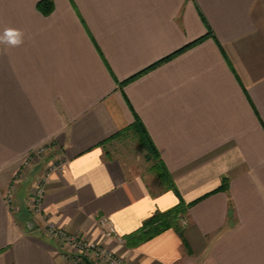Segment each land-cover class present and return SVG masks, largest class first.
Wrapping results in <instances>:
<instances>
[{
	"label": "crops",
	"instance_id": "crops-1",
	"mask_svg": "<svg viewBox=\"0 0 264 264\" xmlns=\"http://www.w3.org/2000/svg\"><path fill=\"white\" fill-rule=\"evenodd\" d=\"M40 1L0 0V34L24 33L0 43V264H79L28 209L33 179L59 161L42 210L70 233L98 238L107 216L128 237L187 206L182 231L110 241L131 264H264L251 178L264 184V0ZM137 116L176 189L121 148Z\"/></svg>",
	"mask_w": 264,
	"mask_h": 264
},
{
	"label": "built area",
	"instance_id": "built-area-1",
	"mask_svg": "<svg viewBox=\"0 0 264 264\" xmlns=\"http://www.w3.org/2000/svg\"><path fill=\"white\" fill-rule=\"evenodd\" d=\"M49 148L50 144H46L30 152L22 158L23 165H28L34 161L38 155L47 152ZM63 166V162H55L54 165L49 167L48 172L53 169L63 168ZM48 172L43 179H40V184L38 185L40 187H38L33 196L34 200H30V205L33 206L32 208L35 213L43 218L41 229L47 235L59 241L66 251V256H69L79 264H87L79 255L88 257L96 264H131L129 259L125 255L120 254L110 243V241H114L117 245L122 246L126 244V238L118 232L115 224L109 217L100 216L97 218L96 223L101 231L100 237L88 239L80 234L68 232L53 221L48 214L43 212L42 200ZM7 201L11 205L14 203L13 190L9 191ZM181 225L184 227L188 225V219L186 217L181 218Z\"/></svg>",
	"mask_w": 264,
	"mask_h": 264
},
{
	"label": "trees",
	"instance_id": "trees-1",
	"mask_svg": "<svg viewBox=\"0 0 264 264\" xmlns=\"http://www.w3.org/2000/svg\"><path fill=\"white\" fill-rule=\"evenodd\" d=\"M38 7L44 13H49L53 9V3L49 0H41L38 3ZM132 130L136 131L142 143L148 148L150 152V156L159 159L158 165L164 170V180L168 184L169 187L176 189L173 180L171 179L170 173L167 171L165 164L160 159L159 152L156 148L154 141L152 140L151 136L149 135L147 129L145 128L144 124L137 116L135 123L131 126ZM186 205L181 202L180 205L166 211V212H159L149 218L144 225L135 233L129 235L126 238V244L129 246H135L151 238L155 237L156 235L162 233L163 231L169 228H175L179 231H182L183 226L181 225V218L186 217L185 210Z\"/></svg>",
	"mask_w": 264,
	"mask_h": 264
},
{
	"label": "rangeland",
	"instance_id": "rangeland-1",
	"mask_svg": "<svg viewBox=\"0 0 264 264\" xmlns=\"http://www.w3.org/2000/svg\"><path fill=\"white\" fill-rule=\"evenodd\" d=\"M128 136L124 137L121 141V148L125 149L126 152H128L129 155L133 156L137 159V161L140 162L142 165L143 172H145L154 183L159 184V181L164 180V170L158 165V158H154L153 156H150V152L148 148L142 143L139 134L136 131L128 132ZM123 134L119 137H122ZM52 149V147L50 148ZM49 150L45 153H42L38 155L34 161L29 163L28 165L24 166L21 161V169L18 174V178H24L26 177L33 169L35 168V165L37 163H41V160L43 159L44 155L48 153ZM49 159V158H47ZM49 162H54V159L49 160ZM48 170H43L40 174H38L34 179L30 187L29 195L31 196L30 200H34L33 196L36 193V190L38 189V186L40 184V179H43L47 175ZM27 178V177H26ZM29 204L28 209L29 213L36 214L35 211ZM113 247V246H112Z\"/></svg>",
	"mask_w": 264,
	"mask_h": 264
},
{
	"label": "clouds",
	"instance_id": "clouds-1",
	"mask_svg": "<svg viewBox=\"0 0 264 264\" xmlns=\"http://www.w3.org/2000/svg\"><path fill=\"white\" fill-rule=\"evenodd\" d=\"M23 36L24 33L22 30L13 27H6L3 33L0 34V43L11 47L20 46L23 43ZM251 178L256 184L258 192L264 194V184H262L255 175H253Z\"/></svg>",
	"mask_w": 264,
	"mask_h": 264
},
{
	"label": "water",
	"instance_id": "water-1",
	"mask_svg": "<svg viewBox=\"0 0 264 264\" xmlns=\"http://www.w3.org/2000/svg\"><path fill=\"white\" fill-rule=\"evenodd\" d=\"M79 257L83 258L87 264H96L94 261L90 260L88 257L84 255H79Z\"/></svg>",
	"mask_w": 264,
	"mask_h": 264
}]
</instances>
